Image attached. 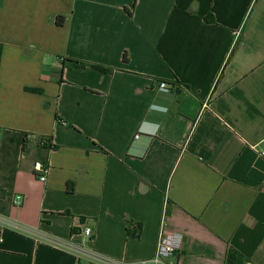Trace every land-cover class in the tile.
Returning <instances> with one entry per match:
<instances>
[{
    "label": "crops",
    "instance_id": "obj_1",
    "mask_svg": "<svg viewBox=\"0 0 264 264\" xmlns=\"http://www.w3.org/2000/svg\"><path fill=\"white\" fill-rule=\"evenodd\" d=\"M162 232L160 264H264V0H0V264Z\"/></svg>",
    "mask_w": 264,
    "mask_h": 264
},
{
    "label": "built area",
    "instance_id": "obj_2",
    "mask_svg": "<svg viewBox=\"0 0 264 264\" xmlns=\"http://www.w3.org/2000/svg\"><path fill=\"white\" fill-rule=\"evenodd\" d=\"M162 87H165V83H162ZM35 167L37 170L40 171V173L38 174V178L41 181L46 182L48 178L49 169L44 167L43 163L39 161L35 163ZM22 202H23V197L21 195H17L15 199L16 205H20L22 204ZM6 222L7 224H9L10 226L16 229L26 231L29 233H37L35 229L22 225L17 221L9 220ZM84 234L89 236L91 234V229L86 228L84 230ZM47 241L55 246L75 251L78 255V261L76 262V264H92V263L131 264V263H126L122 260L114 259L104 254L97 253L82 243H76L73 241H64L56 237H48ZM183 241H184V236L179 232H168V233L162 232L159 237V241L154 257L151 258L150 260L141 261L140 264L163 263L166 259L174 255V253L182 247ZM244 264H254V263L251 261H246Z\"/></svg>",
    "mask_w": 264,
    "mask_h": 264
},
{
    "label": "trees",
    "instance_id": "obj_3",
    "mask_svg": "<svg viewBox=\"0 0 264 264\" xmlns=\"http://www.w3.org/2000/svg\"><path fill=\"white\" fill-rule=\"evenodd\" d=\"M62 17L58 19V21L61 23L62 22ZM63 64H65V66H68L70 68H77V69H84L86 68L87 66H92V67H96V68H99L97 65H94V64H89V63H86L84 61H80V60H75V59H70V58H66L64 59L63 61ZM104 70H108L110 71V69H104ZM29 90H36V89H31V88H28Z\"/></svg>",
    "mask_w": 264,
    "mask_h": 264
}]
</instances>
